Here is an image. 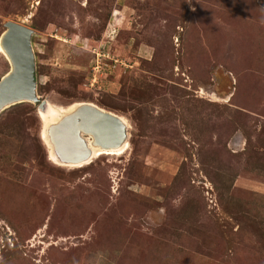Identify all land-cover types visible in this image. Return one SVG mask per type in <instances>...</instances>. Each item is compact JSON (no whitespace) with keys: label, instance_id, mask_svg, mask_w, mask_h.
Masks as SVG:
<instances>
[{"label":"rangeland","instance_id":"rangeland-1","mask_svg":"<svg viewBox=\"0 0 264 264\" xmlns=\"http://www.w3.org/2000/svg\"><path fill=\"white\" fill-rule=\"evenodd\" d=\"M8 22L38 95L129 146L60 168L36 107L0 115V264H264V0H0Z\"/></svg>","mask_w":264,"mask_h":264},{"label":"water","instance_id":"water-1","mask_svg":"<svg viewBox=\"0 0 264 264\" xmlns=\"http://www.w3.org/2000/svg\"><path fill=\"white\" fill-rule=\"evenodd\" d=\"M4 27L0 48L10 69L0 80V115L11 107L31 104L37 108V116L43 123L42 117L50 113V104L37 91L34 32L13 22ZM128 128L112 112L92 103H77L67 108L66 114L41 124L40 136L54 163L61 167L81 166L93 161L94 152L123 149L128 143Z\"/></svg>","mask_w":264,"mask_h":264},{"label":"bare ground","instance_id":"bare-ground-1","mask_svg":"<svg viewBox=\"0 0 264 264\" xmlns=\"http://www.w3.org/2000/svg\"><path fill=\"white\" fill-rule=\"evenodd\" d=\"M0 54L4 57V54H3V51H2V49L0 48ZM66 112H67V109H64V108H58V107H56V106H54V105H51L50 104V113L47 115V116H43L42 117V120H43V123L41 122V124H46L49 120H53V119H57V118H59L61 115H63V114H66ZM115 114V113H114ZM122 120H123V122L126 124V126H128L129 127V125H128V122L123 118V117H121V116H119ZM40 139H41V136H40ZM42 141V140H41ZM91 141V140H90ZM89 141V142H90ZM89 142H88V144H89ZM44 143V142H43ZM45 144V143H44ZM46 146V145H45ZM128 143L123 147V149H121V150H118V151H111V152H102V151H98L97 153H95L94 152V156L92 157V159L91 160H95V159H97V158H99V157H101V156H120V155H123L126 151H127V149H128ZM47 147V146H46ZM89 147L90 148H92L91 146H90V144H89ZM47 153H48V160L52 163V164H54V165H57L58 167H60V168H69V169H79V168H83V167H85L86 165H88V164H83V165H81V166H69V167H61V166H59L58 164H56V163H54V157H53V155L51 154V151H50V149L47 147ZM92 163V162H91Z\"/></svg>","mask_w":264,"mask_h":264},{"label":"trees","instance_id":"trees-1","mask_svg":"<svg viewBox=\"0 0 264 264\" xmlns=\"http://www.w3.org/2000/svg\"><path fill=\"white\" fill-rule=\"evenodd\" d=\"M105 110V109H104ZM37 119L39 120L38 116H37Z\"/></svg>","mask_w":264,"mask_h":264},{"label":"built area","instance_id":"built-area-1","mask_svg":"<svg viewBox=\"0 0 264 264\" xmlns=\"http://www.w3.org/2000/svg\"><path fill=\"white\" fill-rule=\"evenodd\" d=\"M95 82V80H93Z\"/></svg>","mask_w":264,"mask_h":264}]
</instances>
